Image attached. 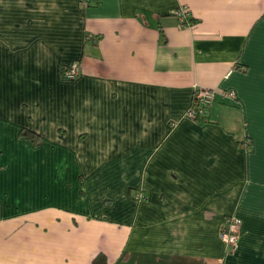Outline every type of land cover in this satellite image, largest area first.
Masks as SVG:
<instances>
[{
	"label": "crops",
	"instance_id": "0c3cea01",
	"mask_svg": "<svg viewBox=\"0 0 264 264\" xmlns=\"http://www.w3.org/2000/svg\"><path fill=\"white\" fill-rule=\"evenodd\" d=\"M98 254L264 264V0H0V264Z\"/></svg>",
	"mask_w": 264,
	"mask_h": 264
},
{
	"label": "built area",
	"instance_id": "2783aa9c",
	"mask_svg": "<svg viewBox=\"0 0 264 264\" xmlns=\"http://www.w3.org/2000/svg\"><path fill=\"white\" fill-rule=\"evenodd\" d=\"M179 21L181 27L190 26L192 23L191 12L187 5H181L173 11ZM65 77L68 80H74L78 75L77 66H72L65 72ZM229 97H234V92L229 91L226 93ZM215 99V90L198 87L194 91V97L191 105L187 109L186 115L189 119L198 120L205 117L210 107L212 106ZM145 197L138 194V198ZM240 219L234 218L232 216L226 217L222 224L221 236L223 240L230 246L235 247L238 239Z\"/></svg>",
	"mask_w": 264,
	"mask_h": 264
},
{
	"label": "trees",
	"instance_id": "16d2710c",
	"mask_svg": "<svg viewBox=\"0 0 264 264\" xmlns=\"http://www.w3.org/2000/svg\"><path fill=\"white\" fill-rule=\"evenodd\" d=\"M65 71L66 70H64L63 73ZM64 77H65V73H64ZM20 133L22 134V136L26 137L34 146L40 145L42 142L41 135L33 132L32 130L22 128ZM93 264H107L106 256L104 254H98L94 258Z\"/></svg>",
	"mask_w": 264,
	"mask_h": 264
}]
</instances>
